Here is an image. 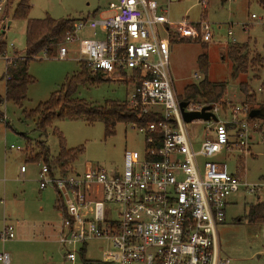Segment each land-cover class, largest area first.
Returning a JSON list of instances; mask_svg holds the SVG:
<instances>
[{
	"label": "built area",
	"instance_id": "built-area-1",
	"mask_svg": "<svg viewBox=\"0 0 264 264\" xmlns=\"http://www.w3.org/2000/svg\"><path fill=\"white\" fill-rule=\"evenodd\" d=\"M4 9L5 0H0V15ZM107 12L104 17L77 23L55 57L66 59L69 44L79 41L80 61L107 79L134 84L129 105L158 113L162 119L137 127L144 135L145 150H126L120 172L74 170L61 175L41 162L40 189L53 188L59 194V243L66 249L65 264H76L92 240L112 244L105 264H231L222 255L218 231L226 220L229 196L244 188L263 191L264 201V184L249 183L239 175L240 164L231 173L226 161L215 157L233 144L248 153L251 109L248 105L234 106L233 119L223 121L219 113L227 111L218 104L180 98L170 70L173 41L209 43L214 29L207 21L173 22L169 9L161 8L156 0H116ZM85 28L99 29L94 32L97 37L79 39L77 34ZM194 78L200 81L204 77L196 72ZM182 101L188 103L185 112H201L210 106L208 112L217 117L216 121H192L206 125V137L199 145L187 127ZM240 113L245 118L241 119ZM21 171H26V165ZM106 202L122 206L117 218L106 216ZM15 237V225L6 223L0 240ZM0 261L10 264L9 253L0 254Z\"/></svg>",
	"mask_w": 264,
	"mask_h": 264
},
{
	"label": "rangeland",
	"instance_id": "rangeland-1",
	"mask_svg": "<svg viewBox=\"0 0 264 264\" xmlns=\"http://www.w3.org/2000/svg\"><path fill=\"white\" fill-rule=\"evenodd\" d=\"M5 0V5H6ZM116 0H31L30 17L55 19L71 18L75 23L101 18L108 14L109 4ZM163 9H169V18L173 22L207 21L214 29L211 42L182 40L172 43L170 70L174 88L179 97L184 98L185 87L198 82L194 73L201 70L199 57L208 56L209 80L227 82V91L222 100L226 114L219 113L223 121L233 119L232 107L248 105L252 109L264 108V6L257 0H156ZM253 14L255 17H253ZM26 21L13 19L5 13L0 15V231L6 223L22 222L25 225L43 223L62 224V212L57 206L58 196L53 189L41 191L37 183V173L41 162L31 161L39 152L49 150L50 157L59 154V137L55 130L64 136L70 148H83L72 164L74 170L85 173L97 169L120 172L126 150L143 153L144 135L132 123L120 122L114 132L107 134L102 121L89 123L85 119H55L47 132L37 128V118L28 116L52 94L67 85L69 80L79 73L78 42L69 44L66 59L45 55L33 58L29 62V74L34 77L27 98L22 104L6 99V71L8 59L24 56L26 47ZM99 29L85 28L77 34L79 39L97 37ZM231 31L232 36L228 33ZM235 39V42L233 41ZM248 44L250 57H255L257 65L249 67L245 73H235L234 61L228 54L231 45ZM57 54V53H56ZM260 61L257 62V58ZM106 79V78H105ZM247 85L248 94L254 101H247V93L242 89ZM134 84L107 79L101 82L80 83L74 96L97 106L108 102H127L134 91ZM219 104L222 108L223 106ZM6 116V119L4 118ZM239 117L245 118L244 113ZM249 151L231 146L229 151L216 155L224 159L231 173L236 172L238 164L242 166L240 174L249 183L264 184V118L250 119ZM258 124V127H254ZM188 129L196 136L197 143L204 140L206 125L189 122ZM213 137V135H211ZM234 134L232 138H234ZM15 148H10L11 146ZM27 165L25 178L20 175L21 165ZM263 197V191L250 192L244 188L232 193L228 199L226 220L218 227L222 255L231 260V264H264V220L249 221L247 212L250 205ZM58 202V201H57ZM106 216L117 218L122 206L114 202L105 203ZM58 208V209H57ZM37 231L23 237L24 240L38 238ZM35 233H37L35 235ZM39 237L50 240L48 243H24L15 246L11 240H0V254L9 253L11 264H21L16 251L41 255L42 264H65L66 249L60 246L55 235ZM20 239V234L16 240ZM38 238V239H39ZM15 239V238H14ZM112 244L106 240H92L86 244L85 258L90 264L103 263ZM24 254V253H23ZM31 254V255H32ZM26 255V253H25ZM80 258L76 264H85ZM0 264H3L0 261ZM67 264V263H66Z\"/></svg>",
	"mask_w": 264,
	"mask_h": 264
},
{
	"label": "trees",
	"instance_id": "trees-1",
	"mask_svg": "<svg viewBox=\"0 0 264 264\" xmlns=\"http://www.w3.org/2000/svg\"><path fill=\"white\" fill-rule=\"evenodd\" d=\"M264 6V0H257ZM32 5L31 0H7L4 13L13 19H23L26 21V47L24 56H15L8 61L6 71V99L21 105L27 98L30 84L35 79L29 74V62L33 58L40 56L44 52L48 56H56L58 48L65 40L67 34L75 28V21L71 18L55 19L50 16L45 18L30 17ZM229 56L234 61L235 73H245L249 67L257 65L255 57H250V47L248 44L231 45L228 50ZM257 58V57H256ZM260 61V57L256 59ZM201 70L205 77L191 83L185 87L184 100L208 105L220 104L227 91V82H214L209 80L208 56L203 54L199 57ZM104 73L91 70L86 63H81V70L74 75L67 85L54 92L50 99L42 102L38 107L31 111L28 116L37 118V128L46 133L55 119H85L89 123L102 121L105 125L107 134L114 132V127L120 122L132 123L137 127H146L151 123L162 119L160 114L144 112L141 107H132L127 102H108L104 106H97L83 99L74 96L77 85L88 82H101L107 80ZM242 89L247 93V101H254L253 96L248 94L247 85L242 84ZM181 98V97H180ZM223 110L227 107L222 105ZM251 111V110H250ZM0 115V119H1ZM249 119H254L249 116ZM259 128V127H258ZM59 137L60 151L56 157H50L49 150L39 152L35 157L30 158L34 162H45L49 165L52 173L68 175L74 171L72 164L83 148H70L67 146L66 139L55 130ZM242 173H239V175ZM260 198V196H258ZM247 218L249 221L264 220V201L262 197L257 203L250 205ZM81 256L85 264L91 261L85 258V251L82 250Z\"/></svg>",
	"mask_w": 264,
	"mask_h": 264
},
{
	"label": "crops",
	"instance_id": "crops-1",
	"mask_svg": "<svg viewBox=\"0 0 264 264\" xmlns=\"http://www.w3.org/2000/svg\"><path fill=\"white\" fill-rule=\"evenodd\" d=\"M173 42H175V41H173ZM172 43H171V48H172ZM199 144H200V142L197 143V145H199ZM22 166L23 165H21V167ZM21 167H20V175H22L24 177L25 174L28 172V167L26 165V171L25 172H22L21 171ZM38 171H39V169H38ZM37 178H38V173H37ZM37 183H38V180H37ZM38 186H39V183H38ZM39 189H40V187H39ZM47 189H49V188H47ZM47 189H44V190L40 189V190L41 191H45ZM50 189H53V188H50ZM53 190L55 191L56 195L58 196V200H59V194H58V192L55 189H53ZM57 201H56V203H57ZM56 207H58V206H56ZM61 216H62V214H61ZM43 224L44 225L42 227L40 225L37 226V224H33L31 226V225H25L24 223L18 221L16 223V225H15V232H16V236L20 234V239L18 240V238H17V240H16V237H15V239L11 240V242L14 243L15 246H18V245L24 243V241H26V243L27 242H32V243H40V244H43V243L50 242V240H48V241L45 240L44 241V240L40 239L39 237L45 236V237L48 238L47 235H49V236L55 235L54 237L56 238L57 243L61 246V244L59 243V232H60L61 224H58L57 225L55 223H50V222L43 223ZM37 228H40V230L38 231L39 234L37 236L39 239L38 238H34L31 241L30 240H24L23 239V237H25V236L33 233L32 230L35 229V231H37ZM36 234L37 233H35V235ZM25 253H26V255H25ZM31 254L32 253L29 254L27 252H24L23 250L16 251V255H18L19 261L21 262V264H42V261H40L41 255L38 256V254H32V255ZM10 264H11V261H10Z\"/></svg>",
	"mask_w": 264,
	"mask_h": 264
},
{
	"label": "water",
	"instance_id": "water-1",
	"mask_svg": "<svg viewBox=\"0 0 264 264\" xmlns=\"http://www.w3.org/2000/svg\"><path fill=\"white\" fill-rule=\"evenodd\" d=\"M187 104L188 103L186 101H182L180 103L181 111L183 112L186 122H192L193 120H210L211 118L215 121L217 120V117L214 114L208 112L211 109L210 106L204 107L201 112L188 113L184 110ZM249 116L251 118H264V108L252 109Z\"/></svg>",
	"mask_w": 264,
	"mask_h": 264
}]
</instances>
